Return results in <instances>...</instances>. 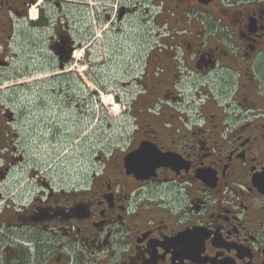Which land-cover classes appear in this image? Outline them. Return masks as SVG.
<instances>
[{
	"label": "flooded vegetation",
	"instance_id": "1",
	"mask_svg": "<svg viewBox=\"0 0 264 264\" xmlns=\"http://www.w3.org/2000/svg\"><path fill=\"white\" fill-rule=\"evenodd\" d=\"M39 68L114 72L123 129L66 187L0 102V264H264V0H0V88Z\"/></svg>",
	"mask_w": 264,
	"mask_h": 264
},
{
	"label": "rangeland",
	"instance_id": "2",
	"mask_svg": "<svg viewBox=\"0 0 264 264\" xmlns=\"http://www.w3.org/2000/svg\"><path fill=\"white\" fill-rule=\"evenodd\" d=\"M147 6L148 3L139 17H148ZM137 19L131 17V20ZM148 29L149 26L145 25L142 31L140 26L139 33H147ZM100 39L97 43L99 60L106 54L104 42ZM80 52L82 54L77 56L83 59L88 48ZM78 73L58 74L51 68H39L23 77L11 76L3 80L0 102L18 115L12 128L18 131L19 149L25 151L22 175L29 176L30 170L38 169L55 183L71 186L84 181L100 154L117 144L126 110L125 103L114 98L120 88L114 82V72L98 69L94 75L95 85L89 78V69H81ZM110 94L118 106L104 103V96ZM27 176L22 177L26 179Z\"/></svg>",
	"mask_w": 264,
	"mask_h": 264
},
{
	"label": "snow or ice",
	"instance_id": "3",
	"mask_svg": "<svg viewBox=\"0 0 264 264\" xmlns=\"http://www.w3.org/2000/svg\"><path fill=\"white\" fill-rule=\"evenodd\" d=\"M143 159L149 162H153V163H156L159 161V157L154 155L150 149L145 150ZM262 182H264V178H262Z\"/></svg>",
	"mask_w": 264,
	"mask_h": 264
},
{
	"label": "bare ground",
	"instance_id": "4",
	"mask_svg": "<svg viewBox=\"0 0 264 264\" xmlns=\"http://www.w3.org/2000/svg\"><path fill=\"white\" fill-rule=\"evenodd\" d=\"M103 101H104V103L106 102V103L111 104V105H117V103L113 102L114 101V98H113V95L112 94H110L108 96L107 95L104 96Z\"/></svg>",
	"mask_w": 264,
	"mask_h": 264
}]
</instances>
